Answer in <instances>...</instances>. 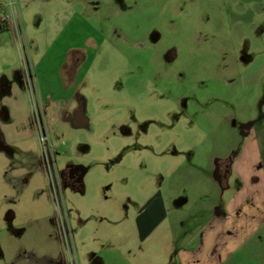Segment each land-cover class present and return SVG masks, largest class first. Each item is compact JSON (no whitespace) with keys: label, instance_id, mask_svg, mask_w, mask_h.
<instances>
[{"label":"rangeland","instance_id":"rangeland-1","mask_svg":"<svg viewBox=\"0 0 264 264\" xmlns=\"http://www.w3.org/2000/svg\"><path fill=\"white\" fill-rule=\"evenodd\" d=\"M245 3L0 0L12 24L0 72L19 62L25 73L67 264H182L222 205L254 188L257 167L237 163L264 125V0L261 20L240 17ZM45 74L66 104L48 99ZM159 191L168 216L141 242L137 214Z\"/></svg>","mask_w":264,"mask_h":264},{"label":"crops","instance_id":"crops-1","mask_svg":"<svg viewBox=\"0 0 264 264\" xmlns=\"http://www.w3.org/2000/svg\"><path fill=\"white\" fill-rule=\"evenodd\" d=\"M262 2L246 0L240 17L252 13L253 19L261 20L255 12L260 14ZM41 80L50 86L46 74ZM57 90L47 87L46 96L56 94L53 102L66 104L63 88ZM32 110L18 62L0 72V264H67ZM68 121L81 126L84 118L81 114ZM257 127L249 132L237 163L246 172L257 167L256 173L248 174L254 188L247 189L249 194L242 188L235 202L222 205L225 210L210 219L187 251L189 257H181L182 264H264V125ZM238 176L243 179L244 173ZM202 247L208 249L205 256ZM193 251L197 254H190Z\"/></svg>","mask_w":264,"mask_h":264},{"label":"water","instance_id":"water-1","mask_svg":"<svg viewBox=\"0 0 264 264\" xmlns=\"http://www.w3.org/2000/svg\"><path fill=\"white\" fill-rule=\"evenodd\" d=\"M168 216L162 192H157L138 212L136 227L141 242L146 241Z\"/></svg>","mask_w":264,"mask_h":264},{"label":"built area","instance_id":"built-area-1","mask_svg":"<svg viewBox=\"0 0 264 264\" xmlns=\"http://www.w3.org/2000/svg\"><path fill=\"white\" fill-rule=\"evenodd\" d=\"M6 17H7V20H8V15L5 14L4 18L6 19ZM24 75H25V73H24ZM26 77L28 78V80L30 82L31 77L28 76L27 74H26ZM36 118L38 120V125H39L38 128L42 129V128H40L42 126L41 125V121H40V117L36 115ZM43 150H44V155H47V154L51 153V148H50V146H49V149L47 148L46 142L45 143L43 142ZM45 164H47L48 172L50 174L52 191H53V194H54L55 203H56V207H57L56 210H55L56 219L60 223V228H61L62 235H64V237L67 238L66 242L68 243V246H69V238H68L69 231H68V229L66 227L65 216L63 214L64 211H63L62 200H61V196L59 195V190H58L57 186L55 185L56 179L54 177L53 171H51V166H52L51 165V161L47 157H46V162H44V167L46 168ZM47 168H46V171H47ZM69 264H76L73 256L71 257Z\"/></svg>","mask_w":264,"mask_h":264},{"label":"trees","instance_id":"trees-1","mask_svg":"<svg viewBox=\"0 0 264 264\" xmlns=\"http://www.w3.org/2000/svg\"><path fill=\"white\" fill-rule=\"evenodd\" d=\"M11 28H12V24L10 21L7 20V17H6V20H5V18H2L1 19L0 32L9 31ZM54 215L56 217L55 213H54Z\"/></svg>","mask_w":264,"mask_h":264},{"label":"flooded vegetation","instance_id":"flooded-vegetation-1","mask_svg":"<svg viewBox=\"0 0 264 264\" xmlns=\"http://www.w3.org/2000/svg\"><path fill=\"white\" fill-rule=\"evenodd\" d=\"M137 216H138V214H137Z\"/></svg>","mask_w":264,"mask_h":264}]
</instances>
